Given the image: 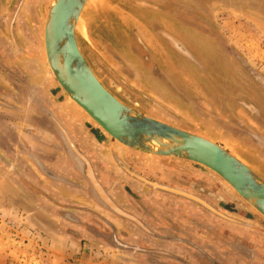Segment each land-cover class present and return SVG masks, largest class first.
I'll list each match as a JSON object with an SVG mask.
<instances>
[{"label":"rangeland","instance_id":"374dc122","mask_svg":"<svg viewBox=\"0 0 264 264\" xmlns=\"http://www.w3.org/2000/svg\"><path fill=\"white\" fill-rule=\"evenodd\" d=\"M50 1L0 0V213L14 222L0 233V264H264L263 219L225 185L241 204L230 209L224 190L212 189L217 177L120 146L68 100L44 53ZM75 38L122 104L220 145L264 180V0H87ZM67 141L138 222L152 194L190 201L149 183L194 197L203 189L217 214L190 202L204 223L239 241L210 244L201 234L202 244H121L139 241V226L101 206ZM18 179L30 184L28 197L13 193ZM172 208L171 218L189 211Z\"/></svg>","mask_w":264,"mask_h":264},{"label":"water","instance_id":"95a60500","mask_svg":"<svg viewBox=\"0 0 264 264\" xmlns=\"http://www.w3.org/2000/svg\"><path fill=\"white\" fill-rule=\"evenodd\" d=\"M86 2L87 0H51L44 21L46 63L68 100L120 146L150 157L193 163L209 171L264 221V180L260 176L220 145L127 107L99 82L75 38V27ZM67 143L83 165L101 206L143 228L138 220L112 202L97 183L85 158L70 141ZM40 168L44 170L41 166ZM54 179L63 182L56 176ZM149 185L182 196L217 214L206 203L191 195L156 184Z\"/></svg>","mask_w":264,"mask_h":264},{"label":"flooded vegetation","instance_id":"af4514ba","mask_svg":"<svg viewBox=\"0 0 264 264\" xmlns=\"http://www.w3.org/2000/svg\"><path fill=\"white\" fill-rule=\"evenodd\" d=\"M194 167L197 169H200V172L206 174V172L202 168L197 167V166H194ZM170 168H174V166L170 165ZM213 185H214V187H212V189L217 190V188H218L220 190L221 189L224 190L225 194H227V196L233 202H228V198L225 199L226 200V202H225L224 200H220L221 198H218V197H220V194L219 195L212 194V196H214L215 200L219 199L220 201H224V203H227V204L231 203V204H228V207L230 209L235 210L236 212L240 211L241 204L238 202V199L236 198V196L224 184H222L219 180L215 179ZM199 190H201V191L198 192V196H196L195 198L202 200L201 196L204 195L205 191H202L203 189H199ZM184 194H186V193H184ZM221 197H222V195H221ZM149 199L151 201L150 204H148L147 206H146V204H144L146 206L147 212L141 211V215L139 216L141 219L140 222L143 225V228H141V227H139L140 229L138 228L139 234L136 238L139 241L144 236H146V238L148 240H150V239L157 240L155 238L154 234H157V236L162 237V240L159 239L157 241L168 243V244H202V242L200 241L201 239H203L201 234L205 235L204 238H206L207 236H210L209 237L210 240L208 241V242H210V244H230V243L233 244V241H237V242L239 241L238 240L239 238H237L238 234H235V233L233 234V230H230V231L224 230L223 231L222 225L217 226L215 224H210V225L205 224L204 221L206 219L204 216L200 215L201 211L198 210L199 209L198 207H200V206L197 204H191L190 201H187V200H184L181 198L179 199V197H174L172 195L159 193V192L156 193L155 195L154 194L150 195ZM130 200H133V198H130ZM140 201H141V199L139 200V202ZM202 201H204V200H202ZM135 202H137V201H135ZM170 203H172V205H170ZM174 205H176V207H180V208H187L189 211H188V213L184 212L185 214L184 213L178 214L177 217H173L176 219V221H175V220H173V218L166 215L172 211H176V210H173V208H172ZM140 207H139V204L134 203V208H140ZM151 207H155V209L159 213H161L162 216L161 215L156 216V211L154 212V208H151ZM135 210L137 211V209H135ZM162 212H164L165 214H163ZM192 214H194V215L192 216ZM247 217H248V219L254 218L249 213H248ZM180 221L183 222V225L192 228L194 230L193 236H195L199 240L192 239L191 234L190 233L188 234L185 227L181 226ZM261 231L263 232V229ZM197 233H199L201 236L199 237L197 235ZM126 235H129V234L124 232V237ZM185 236H186V239H185ZM243 238H246V237L244 236ZM204 241H205V239H204ZM246 241L247 242L242 241V243L251 244L253 242L252 239L250 240L249 238H246ZM120 243L121 242H116V244H120ZM134 243L138 244V241L132 242L130 239L125 238V242L121 243V244H134ZM204 244H206V243H204Z\"/></svg>","mask_w":264,"mask_h":264},{"label":"crops","instance_id":"0c3cea01","mask_svg":"<svg viewBox=\"0 0 264 264\" xmlns=\"http://www.w3.org/2000/svg\"><path fill=\"white\" fill-rule=\"evenodd\" d=\"M62 152V150H58V154L59 153H61ZM14 168H12V170H13ZM18 181H19V183H17L18 184V186L16 185V184H14V185H16L15 187H16V189L14 188L13 189V193L14 194H17V195H20L21 193H22V195H24V196H26V197H28V193H31L30 191H29V187H27V186H29L30 184L28 183V182H26V181H24L23 179H18ZM39 182V181H38ZM55 182L56 183H58V181L57 180H55ZM38 185H40V183H38ZM30 187H32V186H30ZM20 188V189H19ZM20 193V194H19ZM31 198V197H30ZM33 198V197H32ZM27 214H28V212L29 211H25ZM41 216V214H40V212H36L35 211V214H31L30 213V217H40ZM154 236H155V238L157 239V240H162V237H160V236H157V234H154ZM143 237V236H142ZM150 239V238H149ZM157 240H155V239H150V240H148L147 238H146V236H144L143 238H141V240L140 241H138V244H168V243H164V242H160V241H157Z\"/></svg>","mask_w":264,"mask_h":264},{"label":"built area","instance_id":"2783aa9c","mask_svg":"<svg viewBox=\"0 0 264 264\" xmlns=\"http://www.w3.org/2000/svg\"><path fill=\"white\" fill-rule=\"evenodd\" d=\"M13 226H14V222L5 218L4 214L1 212L0 213V233L4 229L12 230Z\"/></svg>","mask_w":264,"mask_h":264},{"label":"bare ground","instance_id":"6f19581e","mask_svg":"<svg viewBox=\"0 0 264 264\" xmlns=\"http://www.w3.org/2000/svg\"><path fill=\"white\" fill-rule=\"evenodd\" d=\"M83 169H84V167H83Z\"/></svg>","mask_w":264,"mask_h":264}]
</instances>
